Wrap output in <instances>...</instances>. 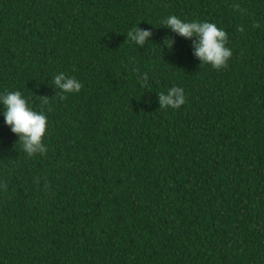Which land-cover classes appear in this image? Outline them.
<instances>
[{
    "label": "trees",
    "instance_id": "1",
    "mask_svg": "<svg viewBox=\"0 0 264 264\" xmlns=\"http://www.w3.org/2000/svg\"><path fill=\"white\" fill-rule=\"evenodd\" d=\"M169 15L225 30L228 66ZM6 91L49 123L29 156L0 116V264H264V0H0Z\"/></svg>",
    "mask_w": 264,
    "mask_h": 264
},
{
    "label": "clouds",
    "instance_id": "2",
    "mask_svg": "<svg viewBox=\"0 0 264 264\" xmlns=\"http://www.w3.org/2000/svg\"><path fill=\"white\" fill-rule=\"evenodd\" d=\"M162 23L164 28L177 36L192 40L193 55L201 64L210 65L214 69L228 66L232 50L227 47L228 34L218 28L215 23L200 20H182L175 15H169ZM152 31L134 26L127 32V40L138 47H144L150 42ZM175 41L166 36L161 44L162 49H172ZM147 76L143 83H147ZM53 87L59 91L61 98L70 94H78L83 84L73 76L64 72L53 78ZM159 108L179 109L186 103L182 87H171L157 94ZM0 116H3L6 126L18 137L22 150L29 156L44 155L47 148L43 142L48 130V118L43 111H35L29 101L20 91L0 92Z\"/></svg>",
    "mask_w": 264,
    "mask_h": 264
}]
</instances>
